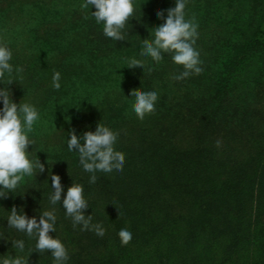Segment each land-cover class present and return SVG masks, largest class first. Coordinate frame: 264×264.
Masks as SVG:
<instances>
[{"label":"trees","instance_id":"obj_1","mask_svg":"<svg viewBox=\"0 0 264 264\" xmlns=\"http://www.w3.org/2000/svg\"><path fill=\"white\" fill-rule=\"evenodd\" d=\"M137 18L140 24L151 22L153 9L138 11ZM78 27V22L69 24L70 29ZM147 29L144 27L145 33L134 40V50L149 37ZM91 31L93 40L109 39L99 25H90ZM63 34L64 30L55 36ZM226 47L228 55L222 58H200L203 68L200 74L174 80L175 85L191 88L201 84L204 92L201 96L190 95L184 101L169 102L165 93L160 94L156 106L162 117L169 118L167 126L161 121L153 131L130 127L131 136L118 139L114 150L124 156L120 174L98 176L96 184L90 185L89 173L79 165L78 155L68 151L67 143L53 154L58 167L52 172L60 175L65 187L73 180L83 185L89 205L85 215H91L93 225H102L105 233L103 238H97L90 231H81L79 226L74 228L63 207L57 204V231L51 234L58 235L66 245L68 264H146V260L149 264H213L224 235L227 241L217 264H224L226 258L233 255L237 256L234 263H238L239 257L240 264H264V148L262 144L255 145L257 150L249 149L243 160L226 154L221 158L215 142L206 139L217 130L229 132L234 139L236 126L241 128L238 130L242 134L248 131L253 135L254 117H263L261 108L252 107L250 100L264 101V40L227 41ZM89 50L92 54L93 50ZM19 61L17 57L11 61L14 67L22 69L19 77L25 73L33 79L38 73L37 65L29 64L25 68ZM147 62L152 71L144 80L146 91L155 90L156 78L163 79L168 72L174 76L183 71L166 53L158 64L150 58ZM97 68L100 69L98 64H93L90 69ZM93 70L85 73L80 69L69 70L60 90L71 85L79 89L93 86L91 82L104 76H98L99 71ZM55 91L51 88L49 97ZM75 101V98L64 100L62 107L69 110ZM96 124L90 126L91 130H95ZM102 124L107 131L123 137L118 122L108 119ZM181 124H191L189 126L194 128L193 140L187 146L173 140ZM249 141L253 143L254 139ZM256 178L262 186L258 212L252 222L250 215L247 221L244 217L249 211L246 205ZM50 184L47 171L26 178L19 189L25 192L15 196L10 193L6 208L0 209V232H15L17 239H24L26 254L34 247L32 240L14 229H7L4 217L11 207L19 210L23 206L29 217L39 218L38 213L52 207L48 202ZM183 208L186 210L182 211ZM122 228L132 233L126 245L121 244L118 236ZM148 251L151 253L145 258ZM247 251L249 254L245 256ZM46 254L45 264L53 263L50 253ZM40 255L37 250L31 252L28 264H38Z\"/></svg>","mask_w":264,"mask_h":264},{"label":"rangeland","instance_id":"obj_2","mask_svg":"<svg viewBox=\"0 0 264 264\" xmlns=\"http://www.w3.org/2000/svg\"><path fill=\"white\" fill-rule=\"evenodd\" d=\"M81 3L82 0H0V42L6 43L11 48L13 58L17 57L22 67L26 68L29 64L37 65L38 73L33 79L28 78V74L21 73L22 80L14 81L8 87L12 90V98L15 102L19 103L22 100L33 103L40 113V120L30 133L34 144L33 148L29 146V151L32 149L33 159L45 163V171L48 169L46 161L49 165L53 163L52 171L58 167L52 156L62 150L67 143V132L70 128L86 131L90 126L98 122L104 123L109 119L121 125L119 130L124 133L123 137H118L128 139L131 136L128 131L130 127L153 131L158 129L156 124H161V121L167 126L169 119L161 116L158 106H155V111L147 114L143 120L138 119L132 112V101L128 96L133 91H146L144 80L149 73L150 62L143 61L146 65L144 73L142 69L127 68L125 62L133 58L139 59L138 53L141 49H133L134 40L145 33L144 27L150 29L162 23V20L157 19L156 12L174 7L175 0H136L135 17L129 21L130 25L125 29L128 33V41L124 42H117L111 38L93 40L90 25L97 26V24L92 18L85 19V15L90 17V12L83 10L80 7ZM143 9H153L152 21L147 22V25L140 24L137 18V12ZM90 10L94 11V6ZM185 12L187 19L195 17L198 23V37L194 47L200 54L199 58L212 60L210 58H222L228 55L227 41L264 40V0H187ZM77 22L78 28H69L70 23ZM63 30V35L55 36L57 32ZM89 49L93 50L92 54ZM93 64H98L100 69H90ZM77 69L83 70L84 73L88 70L99 71L97 75L104 76L101 80L91 82L93 85L91 87L86 85L88 88L79 89V86L71 85L60 91L56 90L53 92L54 95L49 97L53 72L58 70L61 73L62 85L66 78L65 74L69 70ZM172 76V73L168 72L163 79L158 77L153 81L158 98L161 93H165L169 102H177L184 101L185 98L189 99L190 95L198 97L204 93L201 84L192 88L175 85ZM74 98L76 101L71 109L62 107L64 100ZM250 101L253 103L252 107L261 108L263 112V117H254L253 135L248 131L242 134L238 130L241 128L236 126L234 139L224 130L228 128H221L225 133L217 130L206 137L207 142L212 139L217 145L218 157L223 158L226 154L231 158L237 157L243 160L249 149L257 150L255 145L262 144L264 148V101L260 102L256 98ZM189 125L191 124H181V128L175 131L173 140L189 145L193 140L194 129ZM250 139H254L253 143L249 141ZM66 170L67 168L63 169V173ZM261 186L256 178L246 205L249 210L244 217L246 221L250 215V220L253 222L258 212ZM7 198L0 199V209L6 208ZM15 234V232H5V237L9 235V238L17 239ZM226 241L225 235L222 236L220 239L222 247L216 251L213 264H217L218 258H222ZM31 242L34 246L35 241ZM10 249L11 241L0 238V254L9 252ZM150 253L148 251V256L145 258H148ZM12 254H15L14 250ZM248 254L247 251L245 256ZM46 255L44 253L39 256L41 258L38 264H45ZM235 257L237 256L227 257L224 264H240L239 257L238 263H234ZM146 262L149 264L147 260Z\"/></svg>","mask_w":264,"mask_h":264},{"label":"clouds","instance_id":"obj_3","mask_svg":"<svg viewBox=\"0 0 264 264\" xmlns=\"http://www.w3.org/2000/svg\"><path fill=\"white\" fill-rule=\"evenodd\" d=\"M187 0H175V6L156 12V17L163 22L150 28L149 37L142 40L139 59L133 58L126 61L129 69L145 70L143 61L150 60L156 64L164 59L165 53L171 56L173 63L183 67V71L175 74L174 80H183L193 74L203 71L200 54L194 45L198 37V23L195 17L186 18ZM136 0H82L80 7L89 15L85 19L92 18L102 28L103 35L117 42L127 40L125 31L129 21L135 17ZM94 6L95 10L91 11ZM166 12V15H165ZM13 52L6 43L0 42V199L8 197L11 193L23 194L19 189L26 182V178L45 172V163L31 157L29 146L33 148L34 141L30 137L34 126L40 120L37 107L30 102L20 100L15 102L12 98V90L8 87L14 81L18 82L22 69L11 63ZM148 71L152 67L148 66ZM17 75L14 76L13 73ZM52 88L61 89V73L55 71L52 74ZM128 98L132 101L131 110L140 120L147 114L155 111L158 100V92L133 91ZM119 137L107 131L100 122L95 130L78 133L75 128L67 132V149L78 155L79 165L83 171L89 173V184L95 185L98 176H110L120 174L124 166V156L116 152L115 145ZM48 165L47 175L51 179V192L48 202L52 206L49 210L29 217L24 207L19 210L16 206L7 210V229L17 232L35 241L34 247L26 254L24 239L5 237V232H0V238L11 241L9 252L0 254V264H28V256L34 250L41 254L50 253L53 264H68L70 259L68 249L62 239L56 233L57 215L55 206L61 205L65 216L70 218L74 228L79 226L81 231H90L97 238H103L105 233L102 225H93L91 215H85L89 205L84 196L83 185L72 181L65 187L61 183L59 174L52 172V165ZM48 180V179H46ZM121 244L126 245L132 239V233L128 229H120L118 232ZM14 250L15 254H12Z\"/></svg>","mask_w":264,"mask_h":264}]
</instances>
